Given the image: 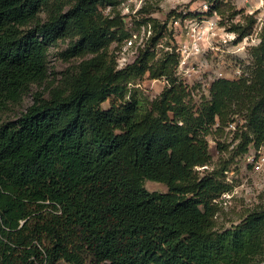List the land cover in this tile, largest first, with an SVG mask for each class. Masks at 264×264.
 I'll return each mask as SVG.
<instances>
[{"label": "trees", "instance_id": "16d2710c", "mask_svg": "<svg viewBox=\"0 0 264 264\" xmlns=\"http://www.w3.org/2000/svg\"><path fill=\"white\" fill-rule=\"evenodd\" d=\"M119 3L0 0V264L264 262V205L218 229L217 198L233 185L206 169L208 136L231 123L237 153L264 145V23L252 73L214 79L194 104L175 49L155 59L160 39H175L167 21L148 18L144 46L118 66L110 46L131 35ZM224 3L212 9L225 24ZM254 22L250 15L228 29L241 39ZM70 35L62 54L84 58L69 85L4 119L9 102L47 76L50 46ZM144 75L167 79L153 99L128 87ZM146 179L168 190L151 191Z\"/></svg>", "mask_w": 264, "mask_h": 264}, {"label": "rangeland", "instance_id": "374dc122", "mask_svg": "<svg viewBox=\"0 0 264 264\" xmlns=\"http://www.w3.org/2000/svg\"><path fill=\"white\" fill-rule=\"evenodd\" d=\"M204 0H120L117 10L124 15L127 22V28L130 32L128 39L132 44H128L126 39L115 40L110 46V52L117 50L118 66H124L125 57L133 61L140 47H143L151 33V23L147 24L148 18H157L161 22L167 21L168 27L172 28L173 15L178 12H189L190 16L197 15L202 8ZM213 3L225 2L222 6L225 17L227 18L225 26L229 28L231 22L241 20L246 22L247 16L252 15L247 11L245 0H211ZM249 7V6H248ZM250 8V7H249ZM251 9V8H250ZM110 7L105 9L108 13ZM46 16L43 11L41 17ZM233 16V18H230ZM255 18L254 26L248 34V39L242 42L234 41L224 42L221 39H215L214 45L204 49L199 54L191 56L188 64V72L184 75L177 73L178 77L188 82L192 87V103L198 104L201 96H209L211 82L218 77L237 79L243 76H249L254 68L252 47L260 42V30L264 23V11ZM247 36V35H246ZM75 37L66 36L58 40L55 45H51L47 56V76L44 80L31 83L22 93L18 101L9 102L8 106L2 111L4 119H16L27 108L33 104L37 94L49 96L52 90L61 87L66 88L75 75L78 65L83 56L66 57L62 54ZM185 33L180 28L177 29L176 40L184 41ZM238 40V38H237ZM175 39L170 36H164L153 48L155 59H158L163 53L176 45ZM124 64V65H122ZM184 71V70H183ZM182 71V72H183ZM167 84L165 77L151 78L148 75L129 82V89L134 86L138 88L139 94L150 99L158 96ZM112 96L103 103V107H109ZM241 121V120H240ZM209 145L212 153V159L207 170L218 169L222 172L221 177L233 185L232 189L226 195H220L217 198L218 211L215 215L216 227L218 229L230 227L237 224L247 214L258 205H264V164L260 169L254 167L248 159V154L237 153L235 146L239 138H235L233 130L225 128L223 131H214L209 136ZM264 150V145H263ZM225 167L226 170L221 168ZM203 168V167H200ZM145 186L153 191H167L168 186L160 181L146 179ZM59 264H71L61 261ZM85 264H92L87 261ZM260 264H264L261 262Z\"/></svg>", "mask_w": 264, "mask_h": 264}, {"label": "built area", "instance_id": "2783aa9c", "mask_svg": "<svg viewBox=\"0 0 264 264\" xmlns=\"http://www.w3.org/2000/svg\"><path fill=\"white\" fill-rule=\"evenodd\" d=\"M247 5V11L251 13L255 18H258L264 11V0H245ZM212 1L204 0L202 8L197 15L190 16L187 12H182L183 15H176L172 18V29L175 30V43L174 47L167 50L175 49L179 57V63L177 66V73L181 75L188 72V64L192 55L201 53L204 49L210 48L214 44V40L221 39L224 42L234 41V43L242 42L243 39H248L249 35L239 39L238 34L235 31L229 30L224 23H221V17L217 10L212 9ZM251 8H249V7ZM212 9V14L207 12ZM261 18V17H260ZM184 30V41L176 40L177 29ZM238 38V40H237ZM128 44H132L131 39H127ZM129 63L125 57L124 64ZM126 63V64H127ZM122 64V65H124ZM184 70V71H183ZM183 71V72H182ZM235 128L234 123H231L227 129ZM248 159L251 163H254L256 169H260L264 164V150L263 146L258 149H254L253 152L248 154ZM204 167V166H199ZM229 192L226 191L222 195H226Z\"/></svg>", "mask_w": 264, "mask_h": 264}]
</instances>
